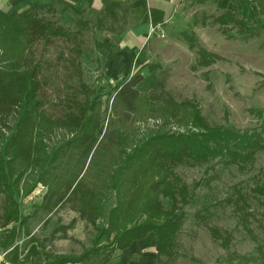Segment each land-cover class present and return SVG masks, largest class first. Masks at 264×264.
<instances>
[{
    "label": "rangeland",
    "instance_id": "rangeland-1",
    "mask_svg": "<svg viewBox=\"0 0 264 264\" xmlns=\"http://www.w3.org/2000/svg\"><path fill=\"white\" fill-rule=\"evenodd\" d=\"M204 6L195 11L189 6L182 23L153 29L154 42L146 44L152 52L146 51L144 58L142 47L135 62L111 44L112 35L94 24L95 17L77 30L79 25L61 18L59 4L36 9L72 27L50 42L40 39L30 45L41 90L8 154L0 147V166L8 165L10 176L16 177L18 205L11 224L3 216L0 193V239L16 226L11 245L17 246L7 258L19 256L27 264L24 260L32 254L44 261L51 253L74 255L97 245L95 238L110 223V209L135 185L138 174L137 195L143 190L146 199L153 193L148 190L151 180L164 179L152 196L170 212L161 218L179 223L167 254L158 258L155 233L149 232L130 247L111 253L106 248L83 264H264V139L257 150L240 145L242 158L224 152L204 160L168 162L156 175L146 160L129 163V171L121 169L132 149L153 134L219 126L236 130L245 142L264 122V19L224 23L214 18L225 8ZM106 21L123 26L115 19ZM21 28L4 36L10 54L29 42L27 26ZM184 31L199 37L196 48L188 46ZM203 45L215 53L201 52ZM130 73L143 76L137 85L142 91L137 112L114 110V86ZM89 104L102 117L98 143L86 155L77 136L85 121L79 109L89 112ZM148 203L157 204L154 199ZM144 219L155 220L147 215L139 221ZM108 240L104 235L97 242Z\"/></svg>",
    "mask_w": 264,
    "mask_h": 264
},
{
    "label": "trees",
    "instance_id": "trees-1",
    "mask_svg": "<svg viewBox=\"0 0 264 264\" xmlns=\"http://www.w3.org/2000/svg\"><path fill=\"white\" fill-rule=\"evenodd\" d=\"M254 2L260 6L264 14V0H254ZM42 6L44 4H40L37 7L29 6L19 12L10 14L0 9V147H2V152L5 154H8L10 147L14 145L15 139L23 131V127L31 115L29 109L34 104L33 99L38 96L42 86L37 62H34L29 55L30 45L40 39L50 42L52 36H62L68 31L56 21L47 19L44 15H39L36 9ZM22 26H27L29 42L19 53L10 54L3 41L4 36ZM26 58L29 59L23 61ZM142 79L143 76L137 73L119 80L114 86L112 94L114 110L119 108L137 112V101L141 97L137 85ZM192 107L194 106L192 105ZM88 111L87 108L84 111L79 109L82 114L80 116H83L85 121L82 124L84 127L81 129V133L77 136V140L84 147L86 155H89L98 143L96 132L100 127L102 117L101 113L94 112L93 106L90 104ZM13 118L14 122L12 123ZM192 119L194 120L195 118L192 117ZM193 125L196 127L195 124ZM218 127L209 126L208 128H203L201 132H161L148 136L129 153L127 161L121 167L122 172L127 169L129 171L128 167L131 162L137 160H146L145 164L156 175L160 166L168 162L175 163L185 159L186 162H189V160H204L211 155L226 154L224 152H229L227 154L237 153L239 158H242L245 154L241 151L244 148H240V145L257 150L261 147L264 139V122L260 125L258 131H254L252 138L247 135L249 139L245 142H243L241 137L243 135L238 134L236 130ZM257 140L260 143H257ZM8 169V165L3 164L0 166V193H4L6 206L3 216L7 222H15L17 202L14 201L15 189L13 185L16 177L10 176ZM122 172H119V174ZM138 179V174H136L135 185L133 183L129 185V192L125 190L127 193L119 196L116 205L110 209V223L108 226L102 227L101 235L98 234L95 238L94 242L97 245L74 255L51 253L46 264H61L65 261L86 263L92 256H97L106 248L108 250L106 252L111 253L117 248L127 247L133 239L145 236L148 231L156 233V255L158 258L163 253L167 254L168 244L169 247L171 244L170 238L175 234L179 223L171 217L162 219V213L170 212L163 208L157 196H152V194L155 195L161 190L164 179L154 180L153 178L151 180L148 190L153 193L148 195L147 199L144 197L143 190L137 195L141 187L140 183H137ZM116 180L117 178L114 179L113 184H116ZM114 186L116 187V185ZM68 190L70 191L71 188ZM261 192L264 193V187ZM52 194L53 190L47 193L46 197H50ZM189 197L191 198V195ZM150 199H154L157 204H147ZM174 202L175 199L172 200V204ZM7 206L12 208L8 210ZM82 209L84 210V205H81L80 210L82 211ZM10 212H13L12 215ZM147 215L155 220L146 221L144 219L139 221L141 217ZM90 219L91 221L95 220L92 216H90ZM157 220H160V222ZM96 227L98 226L96 225ZM15 228L16 226H13L11 233L5 239L3 243L5 246L9 247L13 243L16 236ZM104 234L109 240L104 244L98 243L97 240L103 237Z\"/></svg>",
    "mask_w": 264,
    "mask_h": 264
},
{
    "label": "crops",
    "instance_id": "crops-1",
    "mask_svg": "<svg viewBox=\"0 0 264 264\" xmlns=\"http://www.w3.org/2000/svg\"><path fill=\"white\" fill-rule=\"evenodd\" d=\"M200 1H203L204 4L200 5ZM40 4H50L53 6L59 4V6H61V18L67 23L70 22L71 25H79L80 28L77 30H80L83 27V24L89 22L90 19L95 17L96 21L94 24L102 25L109 30L108 33L112 35L111 44L114 42L117 49H122L126 54L123 57H126V59L131 62L133 60L135 62V57L137 58L138 51L142 49V47H144V50L142 51L144 58L148 56L146 51L150 53L152 52L149 49L150 47L146 48V44L149 45L154 42L151 41V31L153 29L156 27L162 28L161 26L163 24L174 26L177 25V22L182 23V20L186 19L183 17V14L187 13L189 6L194 8V11L199 7L205 9L204 5L211 9H213L214 6H222V8H225V11L220 13V15H217L214 19L219 21L223 20L224 23H228V19H231L243 25L248 21L259 22L264 19V14L260 6L256 4L254 0H0V9H3L10 14L19 12L25 9V7H37ZM234 17H238L240 21ZM108 19H115L123 26L118 28L113 23L108 26L106 21ZM71 21L74 23L72 24ZM62 25L66 29H69L70 27V25ZM182 35L186 39L190 48H196L198 42H200L199 37L195 32L184 31ZM153 45H155V43ZM203 47L204 50L201 52L215 53L214 51L207 49L206 46L203 45L202 48ZM128 75L133 74L130 73ZM137 87L139 89V86ZM139 93L141 94L142 91L139 90ZM11 224H13V222H11ZM149 232L154 231H148V233ZM148 233L143 237L133 239L127 247H130L135 240L146 237ZM8 235L9 234L0 239V246L2 248L1 252L2 254L4 253L3 256L0 255V264H23L21 261L23 259L19 258V256L15 258L11 256L13 259L6 257V253H11V250L13 251L14 247L17 246L14 244L13 247L12 245L8 247L3 244ZM104 235L106 237V234ZM101 238H104V236ZM37 255L38 254H32L24 261H26L27 264H46L50 258L49 256H46V260L41 261L36 257ZM61 264H83V262L77 261L76 263H73L65 261Z\"/></svg>",
    "mask_w": 264,
    "mask_h": 264
}]
</instances>
